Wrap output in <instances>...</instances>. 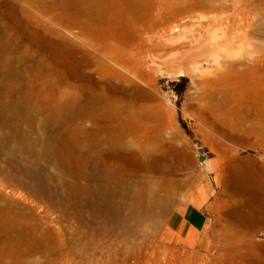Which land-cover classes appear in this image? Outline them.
<instances>
[{
  "label": "rangeland",
  "instance_id": "1",
  "mask_svg": "<svg viewBox=\"0 0 264 264\" xmlns=\"http://www.w3.org/2000/svg\"><path fill=\"white\" fill-rule=\"evenodd\" d=\"M12 1L17 3L15 10L9 5L0 10L14 15L20 27L30 23L38 29L22 12L26 7L23 0ZM200 1L137 0L142 19L131 18L123 24L131 46L142 41L146 47L152 43L161 47L132 88L131 94L137 97L124 101V110L131 106L142 113L143 139L157 141L154 157L168 190L161 192L160 228L133 225L129 230L114 224L103 234L80 226L75 190L63 188L60 148L47 146L49 129L42 114L47 99L44 93L37 94V86L27 94L39 114L35 129L24 119L14 126L24 128L22 136L14 128L0 126V209L6 213L0 217V264H264V230L254 228L256 188L244 181L242 173L244 169L255 171L258 162L264 161V146L260 142L243 144L224 131L233 129L228 121L235 119L228 115L238 110L241 98H246L244 106L257 105L250 98L254 94L217 85V74L207 76L216 72L229 48L239 50L250 61L263 54L264 40L258 31L264 30V0H225L228 7L219 14L199 7ZM184 16H199L208 27L188 23L177 31L166 28L175 17ZM220 17L222 25L218 24ZM25 39L32 45L38 42L30 30ZM45 41L48 44L47 38ZM31 51L33 60L64 64L68 70L70 58L62 63L49 55L51 50ZM65 89L71 96L76 94L74 88ZM56 121L55 135L64 136L67 119ZM86 127L91 129L92 124L87 122ZM205 183L213 208L206 211V228L191 232L182 224V212L193 191Z\"/></svg>",
  "mask_w": 264,
  "mask_h": 264
},
{
  "label": "bare ground",
  "instance_id": "2",
  "mask_svg": "<svg viewBox=\"0 0 264 264\" xmlns=\"http://www.w3.org/2000/svg\"><path fill=\"white\" fill-rule=\"evenodd\" d=\"M136 4L137 0H23L26 7L22 12L38 29H33L30 23L20 27L14 15L6 9L0 10V126L13 129L15 121L24 119L35 129L39 114L27 94L38 86L37 94L44 93L47 99L46 110H42L49 129L47 146L60 148L63 188L75 190L80 226L103 234H108L114 224L129 230L133 225L160 228L164 206L161 192H168L166 180L159 176L158 159L154 157L156 139H143L141 112L131 106L124 110L125 99L137 97L131 94L136 80L141 78L149 62L154 63L153 55L161 49L155 43L146 47L142 41L131 46L125 38L124 22L131 18L140 20L143 16ZM192 4L217 14L228 7L225 0ZM3 5L17 8L12 0H0V8ZM201 20L199 16L175 17L166 28L177 31L188 23L203 25ZM222 23L220 17L218 24ZM29 30L32 38L38 40L33 45L25 43ZM258 36L264 40V30L258 31ZM21 44H26L24 49L20 48ZM32 48L47 53L51 50L49 55L62 63L70 58L68 70L64 64L52 66L42 59L33 60ZM226 54L225 60L217 63L216 72H209L207 76L217 74V85L253 93L250 98L257 105L244 106L246 98H241L238 110L228 115L235 119L228 121L233 129L224 131L234 139L240 138L243 144L259 145L260 142L264 146V52L253 61L244 59L239 50L229 48ZM30 61L33 63L29 64ZM69 79L74 82H68ZM65 88H74L76 94L69 95ZM64 118L69 125L64 136H56V120ZM87 122L92 124L91 129L86 127ZM22 130L19 126L14 128L16 135H21ZM251 171L244 169L242 173L244 181L248 180L256 188L253 195L258 208L254 210V228L264 230V161L258 162V168ZM5 214L0 209V217Z\"/></svg>",
  "mask_w": 264,
  "mask_h": 264
},
{
  "label": "crops",
  "instance_id": "3",
  "mask_svg": "<svg viewBox=\"0 0 264 264\" xmlns=\"http://www.w3.org/2000/svg\"><path fill=\"white\" fill-rule=\"evenodd\" d=\"M210 198L211 192L206 183L193 191L191 200L182 212V224L188 231L202 232L206 228V211L213 208Z\"/></svg>",
  "mask_w": 264,
  "mask_h": 264
},
{
  "label": "water",
  "instance_id": "4",
  "mask_svg": "<svg viewBox=\"0 0 264 264\" xmlns=\"http://www.w3.org/2000/svg\"><path fill=\"white\" fill-rule=\"evenodd\" d=\"M201 159H202V160H205V156H202Z\"/></svg>",
  "mask_w": 264,
  "mask_h": 264
}]
</instances>
